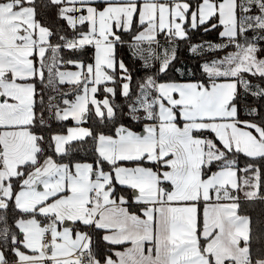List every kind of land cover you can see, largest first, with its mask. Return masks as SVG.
I'll return each mask as SVG.
<instances>
[{
	"label": "snow or ice",
	"instance_id": "obj_1",
	"mask_svg": "<svg viewBox=\"0 0 264 264\" xmlns=\"http://www.w3.org/2000/svg\"><path fill=\"white\" fill-rule=\"evenodd\" d=\"M256 201L264 0H0V264H264Z\"/></svg>",
	"mask_w": 264,
	"mask_h": 264
},
{
	"label": "trees",
	"instance_id": "obj_2",
	"mask_svg": "<svg viewBox=\"0 0 264 264\" xmlns=\"http://www.w3.org/2000/svg\"><path fill=\"white\" fill-rule=\"evenodd\" d=\"M218 39L216 33H209V34H204V33H195L193 35V42H199L201 40H209V41H216ZM121 57H124V52H120ZM179 64L180 65H187V67L193 69L195 71L196 65H197V60L195 58H191L187 52L186 48H181L179 53ZM173 75H175L173 73ZM197 77L199 76V73H196ZM78 157L82 158H88L86 153L81 151L78 154ZM244 158L241 159V166H243ZM259 166V165H258ZM243 211L245 214L251 215L254 219H259L262 214H264V203H261L259 201H256L254 203L247 204L246 207H244Z\"/></svg>",
	"mask_w": 264,
	"mask_h": 264
}]
</instances>
